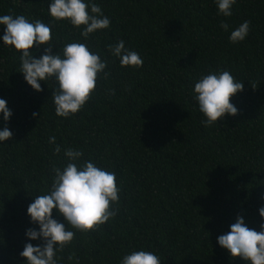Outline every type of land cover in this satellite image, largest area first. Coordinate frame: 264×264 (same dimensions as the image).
Wrapping results in <instances>:
<instances>
[{
	"label": "trees",
	"instance_id": "trees-1",
	"mask_svg": "<svg viewBox=\"0 0 264 264\" xmlns=\"http://www.w3.org/2000/svg\"><path fill=\"white\" fill-rule=\"evenodd\" d=\"M108 16L106 30L87 44L107 60L89 100L67 119L54 115L51 82L34 92L18 73V56L0 46V98L10 110L11 138L0 146V264L18 256L32 196L42 194L53 165L64 163L56 144L82 150L81 161L116 174L121 189L115 218L85 234L77 232L57 264H119L130 249L150 250L161 264H244L215 244L235 217L259 231L257 209L264 192V0H236L228 18L212 0H95ZM48 0H0V14H22L49 23ZM247 20L238 43L229 31ZM51 53L82 41L63 21L50 23ZM2 34V29H0ZM123 40L136 51L138 69L119 66L105 45ZM34 56L40 49H29ZM227 70L242 90L229 98L237 113L205 128L191 99L193 82ZM107 89L113 94L108 95ZM35 113V116L33 115ZM53 217L62 222L61 217ZM36 244L38 241H32ZM71 257V259H69Z\"/></svg>",
	"mask_w": 264,
	"mask_h": 264
},
{
	"label": "clouds",
	"instance_id": "clouds-1",
	"mask_svg": "<svg viewBox=\"0 0 264 264\" xmlns=\"http://www.w3.org/2000/svg\"><path fill=\"white\" fill-rule=\"evenodd\" d=\"M216 15L228 18L236 0H212ZM49 23L40 20L29 21L22 14H0V46H8L18 56V73L24 83L34 92H40L41 82H51V102L54 115L67 119L77 113L89 100L97 79H107V60L101 59L91 51L87 40L90 35L109 28L110 21L95 0H48ZM63 21L79 31L82 41L65 43L51 53L50 23ZM222 31H229L223 20L219 24ZM249 32V22L244 20L229 31L228 41H243ZM36 57L29 49H40ZM110 58H115L122 68L138 69L142 65L140 55L124 45L123 40L105 45ZM242 90L229 71H209L193 82L191 99L202 117L203 127H217V121L225 115H236V107L229 98ZM108 95L112 89L106 90ZM35 116V113L33 114ZM11 116L6 101L0 98V121L5 125ZM10 130L0 127V146L11 138ZM55 156L62 152L64 163L53 165L50 169L47 189L32 196L25 210L29 227L24 231L27 242L23 244L18 256L22 264H57L59 253L79 232L95 230L116 217L121 189L116 183V174L97 166L91 159L81 161L82 150L71 146L56 144L50 136ZM260 206L257 215L260 219L259 231L249 228L243 217L237 215L228 231L215 238V244L224 250L229 258H239L244 264H264V192L259 196ZM61 217L58 222L52 215ZM32 241H38L33 244ZM71 259V257H69ZM119 264H161L160 258L150 250L130 249L124 253Z\"/></svg>",
	"mask_w": 264,
	"mask_h": 264
}]
</instances>
